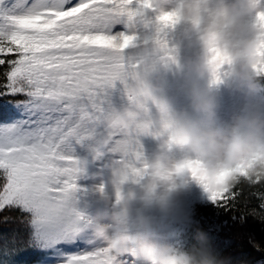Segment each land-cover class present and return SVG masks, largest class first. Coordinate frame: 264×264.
Here are the masks:
<instances>
[{"label": "clouds", "instance_id": "9594fccd", "mask_svg": "<svg viewBox=\"0 0 264 264\" xmlns=\"http://www.w3.org/2000/svg\"><path fill=\"white\" fill-rule=\"evenodd\" d=\"M118 9L136 38L119 48L132 71L117 80L127 103L113 106L103 134H92L93 158H113L110 176L95 185L102 206L95 214L78 208L86 230L132 264H227L202 229L186 248L162 238L157 223L160 215L191 221L182 197L192 181L204 190L264 181V96L256 99L264 92V0H124ZM170 76L189 106L176 107ZM225 84L247 103L221 127ZM129 135L138 147L125 157L113 141ZM144 137L155 142L151 152ZM78 159L79 177L87 176L88 159Z\"/></svg>", "mask_w": 264, "mask_h": 264}, {"label": "snow or ice", "instance_id": "6c2138e0", "mask_svg": "<svg viewBox=\"0 0 264 264\" xmlns=\"http://www.w3.org/2000/svg\"><path fill=\"white\" fill-rule=\"evenodd\" d=\"M123 2L0 0V98L26 97L0 109V211L28 214L35 264H129L87 235L77 205L76 145L103 134L114 84L132 71L119 48L136 38L114 31ZM113 143L125 157L138 147L131 135ZM204 187L224 208L237 195ZM16 251L5 248L3 264H18Z\"/></svg>", "mask_w": 264, "mask_h": 264}, {"label": "trees", "instance_id": "16d2710c", "mask_svg": "<svg viewBox=\"0 0 264 264\" xmlns=\"http://www.w3.org/2000/svg\"><path fill=\"white\" fill-rule=\"evenodd\" d=\"M5 68L6 65L0 66V84L6 82ZM12 98H0V109L7 107L5 101ZM232 191L237 193L236 198L224 208L214 203L203 189L182 201V207L192 216L190 222L160 215L161 224L157 227L168 231L166 240L186 248L196 243V229L200 228L209 237L213 252L227 264H264V199L261 198L264 181L255 185L241 182ZM28 220V214L15 207L0 211V252L5 248L9 252L17 250L18 264H35L31 250L25 251L30 232ZM252 241H258L262 250H257Z\"/></svg>", "mask_w": 264, "mask_h": 264}, {"label": "rangeland", "instance_id": "374dc122", "mask_svg": "<svg viewBox=\"0 0 264 264\" xmlns=\"http://www.w3.org/2000/svg\"><path fill=\"white\" fill-rule=\"evenodd\" d=\"M125 21L126 17H123L121 23L116 26L114 31L127 30ZM169 79L171 80L173 85L171 94L175 97L176 107L179 109L189 106L191 102L190 95L179 89V85L177 84L175 77L170 76ZM116 85L117 86L115 87V89L112 90V103L113 106L120 107L122 104L127 103V98L123 92V85L119 81L116 82ZM261 96H264L263 92L260 94V96L256 97V99H259ZM12 97L13 98L11 99V101L26 99V97L23 95H18L19 98H17V96ZM218 103L219 107L217 109V126L222 127L226 123L231 121L233 115L242 112L244 105L247 103V98L245 97L244 93L238 91L234 87H230L229 85L225 84L222 85L219 90ZM8 107L9 106L3 107L2 109H7ZM143 140L147 147V150L151 152L155 147V142L150 137H144ZM89 143L90 142H85L84 144L76 145V153L78 157H86L89 161L87 176H80L77 181L78 185L80 186L77 193V205L79 208L95 214L97 207L102 206L101 202L99 201V194L95 190V185L100 182L101 178L106 180L110 176V164L113 158V154L109 153L103 157L94 159L93 153L90 151ZM202 190V186L198 185L195 181H192L184 192L182 201L189 196L201 192ZM160 219L161 217L159 216L157 225L161 224ZM158 231L161 232L162 238L164 239H166L169 234L168 231L163 232L162 228H158ZM86 233L95 241L97 245L104 247L103 242L96 240L91 235L90 231L86 230ZM3 252L4 251L0 252V264H3L4 261V256H1ZM12 259L19 262L17 255H14ZM133 259L134 258L131 256L127 257L129 264H132Z\"/></svg>", "mask_w": 264, "mask_h": 264}]
</instances>
